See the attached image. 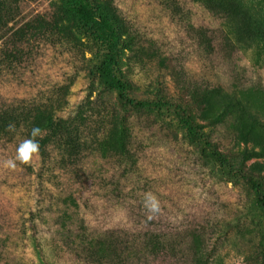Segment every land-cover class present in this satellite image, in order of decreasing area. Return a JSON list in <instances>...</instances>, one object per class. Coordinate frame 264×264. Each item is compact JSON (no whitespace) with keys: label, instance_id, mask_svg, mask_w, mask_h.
Masks as SVG:
<instances>
[{"label":"rangeland","instance_id":"1","mask_svg":"<svg viewBox=\"0 0 264 264\" xmlns=\"http://www.w3.org/2000/svg\"><path fill=\"white\" fill-rule=\"evenodd\" d=\"M111 1L130 31L129 47L120 53L117 67L133 93L147 86L151 93L160 86L169 97L186 101L210 147L230 154L235 163L242 161L247 173L264 183V55L256 54V44L246 47L237 41L219 16L192 0ZM242 5L239 15L259 18L264 28V0H253L259 13ZM56 14L67 16L73 31L59 34ZM242 26L251 27L246 20ZM75 29L62 0H0V60L5 52L15 54L0 76V104L58 86L65 89L52 94L75 101L83 95L78 90L82 84L88 85L91 98L99 91L113 104L114 92L99 85L89 59L103 47ZM227 101L232 104L225 105ZM107 110L87 112L81 121L98 133L89 146L97 148L104 137L102 144L115 153L113 158L86 150V144L76 161L82 168L60 180L82 199L91 226L173 229L215 213L236 214V230L219 240L210 264H264V227L248 211L253 192L247 185L219 177L164 109L121 114L134 161L131 166L117 161V125L108 131L99 125ZM19 147L0 142V264H37L22 216L34 193L33 170L16 160ZM36 161L35 154L29 164L35 167ZM104 175L110 179L107 186ZM53 187L48 188L56 192ZM50 239L40 234L46 264H86ZM167 263L163 257L150 261Z\"/></svg>","mask_w":264,"mask_h":264},{"label":"trees","instance_id":"2","mask_svg":"<svg viewBox=\"0 0 264 264\" xmlns=\"http://www.w3.org/2000/svg\"><path fill=\"white\" fill-rule=\"evenodd\" d=\"M58 1V0H57ZM209 13L220 17L222 27L226 28L237 41L249 47L256 44V54L264 55V28L259 18H246L239 15L242 3L255 9L253 0H192ZM65 10L74 20L78 34L87 37L103 47L102 53L93 59V68L97 82L105 90L114 92V102L97 92L90 97L88 85H80L79 92L83 95L75 101L65 96H55L54 91H62L65 86L48 89L41 95L29 98L13 99L0 104V142L21 146L32 138L33 128L40 133L34 139L39 142L38 161L35 167L25 164L32 171L34 193L29 197L25 218V231L33 249L37 264H46L40 234L46 233L59 245V250L79 257L86 264H150L158 258H166L167 264H210L213 252L221 245L220 239L230 231L236 230V214H212L208 218L173 229H157L143 225L129 228L101 229L87 222L84 202L72 191L67 190L61 182V175L76 172L77 159L88 144L86 150L100 152L102 158H113L111 149L104 147L102 140L96 145L98 136L93 126L81 121L82 116L94 110L106 109V117L99 119V125L107 126V131L116 127L117 161L123 160L129 166L134 161L130 145H126L128 127L121 114L128 110H144L156 108L169 112L177 125L183 129L188 140L198 146L199 157L214 167L216 174L226 180H241L253 192L249 200L248 211L259 218L264 227V183L259 177L248 174L242 161L234 162L230 154L210 147L208 139L203 135L202 127L186 107V101H177L169 97L160 86L149 93V86L142 92L133 93L130 81L117 67L118 57L123 49L129 47V33L126 21L120 17L111 0H62ZM54 28L59 34L73 31L68 25L67 16H57ZM246 20L251 27L245 29L242 22ZM246 35L243 32H246ZM125 32V33H124ZM122 35H127L121 39ZM15 54L5 52L0 60V76L7 73L9 65L5 61ZM1 59V58H0ZM2 63V65H1ZM142 93V94H141ZM141 94V95H139ZM54 95V96H53ZM53 96V97H52ZM226 102L225 105H231ZM109 112V113H108ZM118 119V121H117ZM101 158V157H100ZM108 179H107V178ZM214 178V177H212ZM110 179L103 176V183ZM60 182V186H59ZM47 185V186H46ZM55 186V187H53ZM45 187V193L43 190ZM57 188V191L49 188ZM235 202V199L232 200ZM226 203H231L226 201ZM236 206V204H235ZM236 208V207H235ZM264 246V241L262 243ZM264 256V250L261 252ZM214 257V256H213Z\"/></svg>","mask_w":264,"mask_h":264},{"label":"clouds","instance_id":"3","mask_svg":"<svg viewBox=\"0 0 264 264\" xmlns=\"http://www.w3.org/2000/svg\"><path fill=\"white\" fill-rule=\"evenodd\" d=\"M40 133L39 128H33L31 131V137L30 139L26 140L17 151L16 160L20 161L21 163L27 164L29 163L30 159L33 155L37 154L39 152V142L35 140L34 138L37 137ZM8 165L14 167L15 161H8Z\"/></svg>","mask_w":264,"mask_h":264}]
</instances>
